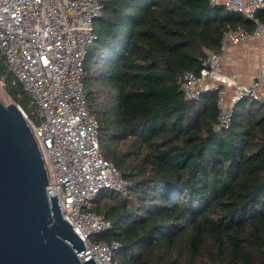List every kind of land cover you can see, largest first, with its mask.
<instances>
[{"label": "trees", "instance_id": "obj_1", "mask_svg": "<svg viewBox=\"0 0 264 264\" xmlns=\"http://www.w3.org/2000/svg\"><path fill=\"white\" fill-rule=\"evenodd\" d=\"M253 26L208 0L104 4L83 86L100 153L127 182L90 207L112 223L91 239L118 243L115 264H264V106L243 98L217 130L215 94L180 90L225 30ZM4 90L27 109L9 75Z\"/></svg>", "mask_w": 264, "mask_h": 264}, {"label": "built area", "instance_id": "obj_2", "mask_svg": "<svg viewBox=\"0 0 264 264\" xmlns=\"http://www.w3.org/2000/svg\"><path fill=\"white\" fill-rule=\"evenodd\" d=\"M108 0H0V85L9 75L29 98L27 109L13 103L24 116L40 149L48 173L46 195H56L62 218L83 242L81 263L115 264V241L91 238L112 228L110 220L90 210L103 191L123 192L127 182L100 153L98 122L87 107L83 59L96 40L94 23ZM211 7L234 12L253 25L225 30L219 51L208 52L198 71H186L180 90L186 100L216 96V129H226L234 106L249 98L264 106V69L249 81L227 74L222 60L230 47L264 32V0H208ZM49 198V197H48Z\"/></svg>", "mask_w": 264, "mask_h": 264}, {"label": "water", "instance_id": "obj_3", "mask_svg": "<svg viewBox=\"0 0 264 264\" xmlns=\"http://www.w3.org/2000/svg\"><path fill=\"white\" fill-rule=\"evenodd\" d=\"M98 19H96L97 21ZM0 93V264L81 263L80 237L62 218L48 173L24 116Z\"/></svg>", "mask_w": 264, "mask_h": 264}, {"label": "crops", "instance_id": "obj_4", "mask_svg": "<svg viewBox=\"0 0 264 264\" xmlns=\"http://www.w3.org/2000/svg\"><path fill=\"white\" fill-rule=\"evenodd\" d=\"M253 28L247 31L252 32ZM222 66L227 74H239L242 82L249 81L259 67L264 69V32L259 40L252 39L237 47H230L223 57Z\"/></svg>", "mask_w": 264, "mask_h": 264}, {"label": "rangeland", "instance_id": "obj_5", "mask_svg": "<svg viewBox=\"0 0 264 264\" xmlns=\"http://www.w3.org/2000/svg\"><path fill=\"white\" fill-rule=\"evenodd\" d=\"M0 93L4 99V101L6 102L5 104L8 105V104H11V103H16L13 99H11L9 97V95L5 92L3 86L0 85ZM17 104V103H16ZM262 110L264 112V107H262Z\"/></svg>", "mask_w": 264, "mask_h": 264}]
</instances>
